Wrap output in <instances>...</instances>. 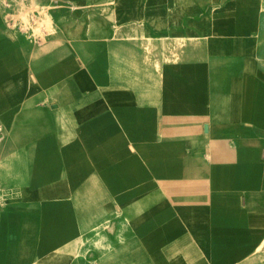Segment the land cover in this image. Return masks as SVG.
<instances>
[{"label":"crops","instance_id":"0c3cea01","mask_svg":"<svg viewBox=\"0 0 264 264\" xmlns=\"http://www.w3.org/2000/svg\"><path fill=\"white\" fill-rule=\"evenodd\" d=\"M0 264H264V0H0Z\"/></svg>","mask_w":264,"mask_h":264},{"label":"rangeland","instance_id":"374dc122","mask_svg":"<svg viewBox=\"0 0 264 264\" xmlns=\"http://www.w3.org/2000/svg\"><path fill=\"white\" fill-rule=\"evenodd\" d=\"M40 19H41V20H40L39 23H43V22L45 21L44 17H41ZM35 22H37V21H35ZM37 23H38V22H37Z\"/></svg>","mask_w":264,"mask_h":264}]
</instances>
